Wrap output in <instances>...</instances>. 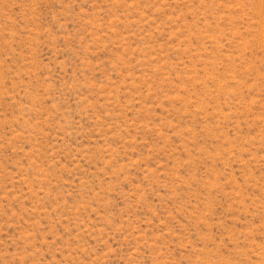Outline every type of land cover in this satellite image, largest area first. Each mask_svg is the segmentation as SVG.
Listing matches in <instances>:
<instances>
[{
  "label": "rangeland",
  "instance_id": "1",
  "mask_svg": "<svg viewBox=\"0 0 264 264\" xmlns=\"http://www.w3.org/2000/svg\"><path fill=\"white\" fill-rule=\"evenodd\" d=\"M0 264H264V0H0Z\"/></svg>",
  "mask_w": 264,
  "mask_h": 264
}]
</instances>
